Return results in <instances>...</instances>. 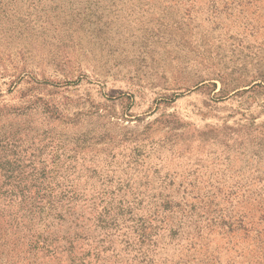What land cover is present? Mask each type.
Here are the masks:
<instances>
[{
    "label": "rangeland",
    "instance_id": "obj_1",
    "mask_svg": "<svg viewBox=\"0 0 264 264\" xmlns=\"http://www.w3.org/2000/svg\"><path fill=\"white\" fill-rule=\"evenodd\" d=\"M263 77L264 0H0V264L137 263L123 221L237 184L252 231L155 257L264 264Z\"/></svg>",
    "mask_w": 264,
    "mask_h": 264
},
{
    "label": "trees",
    "instance_id": "obj_2",
    "mask_svg": "<svg viewBox=\"0 0 264 264\" xmlns=\"http://www.w3.org/2000/svg\"><path fill=\"white\" fill-rule=\"evenodd\" d=\"M247 186L248 187H246L242 193L243 199L248 189L252 192L251 187L256 188L255 196L261 194L264 190V185ZM195 188L197 187L192 186L190 192L195 191ZM216 188H218V191L222 195H216L214 193L212 194L213 197L210 198L211 200L201 198L200 195H194L190 199L166 200L159 204L156 203L154 213H151L148 218H140L137 221L135 219H128L132 220L133 224L125 223L128 220L123 221V224H127L126 228L128 229L124 234H127L128 237L133 236L132 238L129 237L127 240L128 245L132 247V251H135L133 259L137 263L133 264H223L222 261L219 260V255H216L213 260L210 259V256H206V254L203 259L200 257H193V259L190 258L189 260H169L165 259L162 254L159 256V259L155 257L160 254L158 248L161 244V240L164 241L168 239V243L164 241L162 244H173L174 248L180 247V253L183 248L195 252L204 251L206 253L213 242V238L215 237L216 239L218 235L222 237L221 239H224L225 237H233L231 235L232 232L236 233L234 235H242L252 231L248 226L254 224L253 219L245 221V215H242V218L237 217L236 219L233 216L226 218L221 215L218 217L215 216L216 213H222L221 211L224 210L223 204L225 201H233L236 199L237 203H243L242 200V202L239 200L240 198L237 195L238 191L243 190V186L238 184L221 185ZM257 191H260V193L257 194ZM232 196H234V198H231ZM217 197H220L221 200L217 201ZM251 199L252 198H248L247 201H251ZM256 199L257 198H255V200ZM252 203L256 208V213L259 211L264 213V202L253 201ZM30 206L32 210H35L34 208H38L40 212L44 210V205H41L39 201L31 202ZM108 214L109 216H107L106 213H100L94 218L93 225H95V229L98 227L105 229L108 227L107 225H113L122 218V213ZM90 219V217L85 216V213H80L77 217H74V221H77L78 224L81 225L82 233L86 234V237L88 236L87 241L92 239L93 236L91 226L85 225ZM217 219L220 220V222L217 223ZM257 233L260 234V231ZM75 237L78 239V233L75 234ZM73 241H70V243L73 244ZM94 241L95 240H91L89 243L91 249L94 248V246L92 247ZM100 241L104 242L105 240L102 238ZM216 246H218V244H215L213 247L215 248ZM223 247L224 246L216 247V250ZM75 249L74 247L69 250V260L72 263L79 257L77 254H74ZM227 249L229 248H226V250ZM94 250H96V248H94Z\"/></svg>",
    "mask_w": 264,
    "mask_h": 264
}]
</instances>
